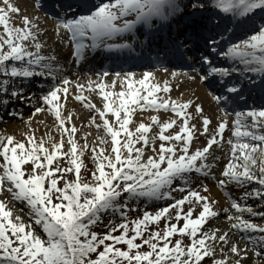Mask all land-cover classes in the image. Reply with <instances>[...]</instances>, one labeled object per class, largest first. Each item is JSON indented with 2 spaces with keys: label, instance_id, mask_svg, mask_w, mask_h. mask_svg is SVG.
Masks as SVG:
<instances>
[{
  "label": "snow or ice",
  "instance_id": "6c2138e0",
  "mask_svg": "<svg viewBox=\"0 0 264 264\" xmlns=\"http://www.w3.org/2000/svg\"><path fill=\"white\" fill-rule=\"evenodd\" d=\"M33 7L35 14H21L13 0H0V107L15 100L32 107L26 117L15 107L8 111L23 120V138L0 131V264H204L207 257L210 264H243L249 251L264 261V212L248 202L258 198L264 208V0H56L44 14L42 0H33ZM48 19L70 67L98 50L131 57L139 41L142 53H159L151 61L165 76L149 68H104L83 80L65 74L69 69L55 51H42L47 29L41 22ZM172 59L194 66L169 71L162 65ZM39 77L51 79L47 90ZM177 77L207 85L214 117L195 93L171 95ZM33 81L38 96L28 91ZM69 97L92 112L84 121L97 129L91 146L83 131L78 143ZM160 110L172 115L162 118ZM41 112L54 122L37 137L32 117ZM199 136L206 142L191 147ZM222 146L227 156L217 179L212 169L220 157L213 149ZM86 150L94 167L85 179ZM194 174L211 177L224 191V219L243 244L229 242V229L202 228L220 209L201 194L209 192L207 184L191 186ZM232 183L247 190L234 198L225 187ZM162 198L171 203L154 211L135 203ZM11 202L25 206L27 220ZM130 210L141 214L129 219ZM106 214L118 220L94 230Z\"/></svg>",
  "mask_w": 264,
  "mask_h": 264
},
{
  "label": "bare ground",
  "instance_id": "6f19581e",
  "mask_svg": "<svg viewBox=\"0 0 264 264\" xmlns=\"http://www.w3.org/2000/svg\"><path fill=\"white\" fill-rule=\"evenodd\" d=\"M13 3L17 4L20 9H21V14H29V15H32V14H35V10L32 6V3L28 2L27 0H13ZM20 22L18 18H15L13 20V23H18ZM53 24V21L51 19H48L46 22L45 21H42L41 22V26L42 27H45L47 29V31L45 32V34L41 35V40L43 39H47L46 37H49L52 35L53 31H52V28H51V25ZM46 36V37H45ZM155 74L156 76L159 78V79H163L164 76H165V73L161 72V71H155ZM49 82H51V79L49 78ZM199 83H201L198 79L195 81V82H190V81H187V80H180L179 77L175 78L172 80V88L170 90V93L173 97H176L178 96L180 93H184L185 97H187L189 94L191 93H195L197 96H200L203 100V103H204V110L205 112L207 113H210L213 115H215L214 113V104H213V107H209V104L211 103L207 98H205V89L202 88ZM179 84V88L176 87V85ZM101 101H97V104H99ZM68 107H72L73 110L75 111V113H73V117H72V121H73V124L76 125L77 127V132H76V136L77 134L79 133V130H78V126H79V121H80V116L83 114V112L79 109V108H84V110L86 111H90L89 109L85 108L80 102L76 101L75 99L69 97V101H68ZM150 110L149 111H146L144 113L145 116L147 115H150ZM109 115V118H110V114H107ZM135 117L137 119H139V110H137V112L134 114ZM159 115L164 118L168 115H172V113L168 112V113H165L164 110H160L159 111ZM37 118V117H36ZM34 118L32 119V127L34 129H37V131L35 132V135L37 137L41 136L44 132L46 131H49L51 130V125L48 123V124H38L37 122V119ZM42 118V117H41ZM213 123H215L214 119H213ZM88 125V124H86ZM88 130H84V133H88L89 135H87L86 139L88 140L89 142V145L91 146L92 144V141H93V136L96 135V131L97 129H95L93 126L91 125H88L87 126ZM14 128L13 126H10V125H3L0 127V131H6V132H9V133H14L18 138H23L22 137V133L23 131L25 130V126L23 124H17L16 125V128L17 129H12ZM157 129H153V130H150V132L152 131H155ZM52 134H53V138H58V134L54 132V130L52 131ZM80 134V133H79ZM101 134H102V130H101ZM228 136V131L226 130L225 131V134H224V139H226ZM204 136H199L197 142L199 144H203V140H204ZM85 138H83L84 140ZM82 140V141H83ZM83 156H86V154H84ZM82 156V157H83ZM208 179V177H207ZM213 185L212 183L209 182L208 186H209V192L208 193H204L203 190L201 189V194L204 195V194H207V195H210L212 198L216 199L217 200V205H221L224 203L223 199L220 198V195L219 193H224L223 190H221L220 188L218 187H213L211 186ZM227 188V190L229 191L230 189V186H225ZM225 194V193H224ZM16 202H11V206L13 208H16L17 206ZM224 221V220H223ZM206 226V223L205 225L202 226V228H205ZM223 230L226 229L225 227L222 228ZM252 258H258V257H255L251 254V251L249 252V256L247 259H252ZM246 260V259H245ZM244 260V261H245ZM245 264H249L247 263V261H245Z\"/></svg>",
  "mask_w": 264,
  "mask_h": 264
},
{
  "label": "rangeland",
  "instance_id": "374dc122",
  "mask_svg": "<svg viewBox=\"0 0 264 264\" xmlns=\"http://www.w3.org/2000/svg\"><path fill=\"white\" fill-rule=\"evenodd\" d=\"M96 98H98V97H96ZM20 103H24V102L20 101ZM25 104H27V103H25ZM70 108L73 109L72 107H70ZM79 109L83 112V114L80 116V121H79V126H78L79 127L78 130H79V133H80L81 131L84 132V130H88L87 129L88 128L87 127L88 125H86L84 123V121H86L87 118L90 115H92V112H89V111H86L85 112L82 108H79ZM4 113H5L4 115H8V111H6ZM21 113L25 117L26 116H29V115H32V108H29L27 110H22ZM73 113H75L74 110H73ZM97 116H98V114H97ZM1 119L2 120L0 121V124H7V125H10V126L15 125L16 119H14L13 117L8 116V117H4V118H1ZM18 119H20V118L18 117ZM41 120L44 121V123H39V121H41ZM98 120L99 119L97 118V122H98ZM20 121L22 122V124H24V122H23L22 119H20ZM37 122H38V124H43L44 125V124H48L49 123L50 125H52L53 122H54V119L47 112H43V118H41V116H39ZM79 133L77 134L76 137L78 139V143H81L82 140H83V138H85V137H81ZM96 133H97V131H96ZM109 146H110V141H108L104 145V147H106V148L109 147ZM85 154H86V156H83L82 159L84 160V163L87 165V169L89 171H82V177L86 179L87 176L90 174V170L94 167V165H93L91 159H89L90 153H88V151L86 150L85 151ZM61 161H62L63 166H67V164L65 162H63V158H61ZM68 178L69 179H72L73 178V175L72 174H69ZM192 183H193V185H192ZM250 183H253L255 185V182H250ZM197 185H198V180L193 175V177L191 179V186L193 188H195ZM181 195H182V193H175V194H173V196H175L176 198H179ZM16 203H17V205H15V206H17V207L14 208V209L19 210V209H22L23 208L24 211H20L19 214L22 216V218L24 220H27L28 217L25 215V212H26L25 206L23 204H21L20 202H16ZM135 203H137L138 206H139V208H141V209H146V210L154 211L157 208V207L150 208L151 207L150 201H147L145 203V202H141L140 200H138V201H135ZM250 203H253L254 204V206L256 207V210L258 212H264V208L258 207L259 204H260V201H259L258 198H255ZM140 214L141 213L138 210H130L129 211V219H131L132 217L138 216ZM110 215H111V218L104 217L103 224H97V226L94 228V230H96L98 232L99 231L100 232L105 231L106 230L105 225L107 224L108 220H110V219H116V220H118V215H116V216H113L112 214H110ZM222 218H223V216H222ZM246 218L252 219L254 222H257V223L260 222V218L259 217H253V216H250V215H247L246 214ZM179 223H182V219L179 221ZM159 226L162 228V226H163V218H161V220L159 221ZM213 227H215L219 231H222L223 230L222 229L223 227H225L226 229H229L228 230V233H227L229 242H231L232 240H235L234 239L235 236L232 235V233L230 231V227H229V222L228 221H223V220H219V221L210 220L208 227L207 228H204V229H210V228H213ZM184 240H185V242H187V237L186 236L184 237ZM237 243L238 244H243V242H241L239 239L237 240ZM217 251H219V249H217ZM210 259H211L210 257L205 258L204 259V264H210ZM245 261H247V263H249V264H264V261H260L259 258L246 259ZM245 261H243V264H245Z\"/></svg>",
  "mask_w": 264,
  "mask_h": 264
}]
</instances>
